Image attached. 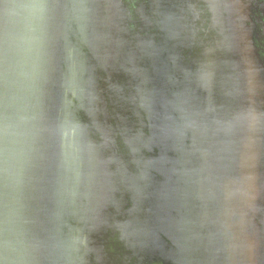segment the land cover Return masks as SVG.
<instances>
[{
	"label": "water",
	"instance_id": "95a60500",
	"mask_svg": "<svg viewBox=\"0 0 264 264\" xmlns=\"http://www.w3.org/2000/svg\"><path fill=\"white\" fill-rule=\"evenodd\" d=\"M252 0H0V264H264Z\"/></svg>",
	"mask_w": 264,
	"mask_h": 264
},
{
	"label": "flooded vegetation",
	"instance_id": "af4514ba",
	"mask_svg": "<svg viewBox=\"0 0 264 264\" xmlns=\"http://www.w3.org/2000/svg\"><path fill=\"white\" fill-rule=\"evenodd\" d=\"M252 20L256 28V46L264 61V0H252Z\"/></svg>",
	"mask_w": 264,
	"mask_h": 264
}]
</instances>
